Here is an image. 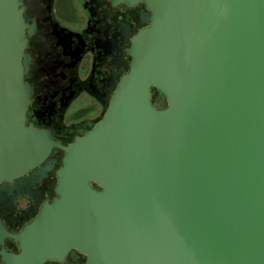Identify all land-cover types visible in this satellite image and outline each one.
Wrapping results in <instances>:
<instances>
[{
	"label": "water",
	"instance_id": "water-1",
	"mask_svg": "<svg viewBox=\"0 0 264 264\" xmlns=\"http://www.w3.org/2000/svg\"><path fill=\"white\" fill-rule=\"evenodd\" d=\"M116 1L148 22L101 118L64 144L24 123L25 21L0 0V180L64 151L7 264L71 247L84 264H264V0Z\"/></svg>",
	"mask_w": 264,
	"mask_h": 264
},
{
	"label": "flooded vegetation",
	"instance_id": "flooded-vegetation-1",
	"mask_svg": "<svg viewBox=\"0 0 264 264\" xmlns=\"http://www.w3.org/2000/svg\"><path fill=\"white\" fill-rule=\"evenodd\" d=\"M18 7L25 21L24 78L31 86L24 123L49 128L67 144L103 115L128 70L131 38L147 24L150 12L143 1L18 0ZM63 153L54 146L38 165L0 180V264L20 251L15 235L56 194ZM85 261L86 253L71 247L62 258H45L41 264Z\"/></svg>",
	"mask_w": 264,
	"mask_h": 264
},
{
	"label": "rangeland",
	"instance_id": "rangeland-1",
	"mask_svg": "<svg viewBox=\"0 0 264 264\" xmlns=\"http://www.w3.org/2000/svg\"><path fill=\"white\" fill-rule=\"evenodd\" d=\"M151 101H152L153 105H155L156 107H159V108L164 107L167 104V100L165 99L164 95L162 93H160L159 91H157L156 89L151 90ZM82 111L77 112V113H73V114L69 115L68 118H70V116L71 117L75 116V114L77 116V115L81 114ZM73 119H75V118H73ZM66 130H68L67 132L70 133L72 128H67Z\"/></svg>",
	"mask_w": 264,
	"mask_h": 264
}]
</instances>
